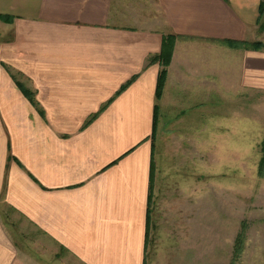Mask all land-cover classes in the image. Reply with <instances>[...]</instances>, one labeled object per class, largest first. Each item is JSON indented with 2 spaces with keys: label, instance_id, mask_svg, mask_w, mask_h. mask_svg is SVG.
<instances>
[{
  "label": "crops",
  "instance_id": "obj_1",
  "mask_svg": "<svg viewBox=\"0 0 264 264\" xmlns=\"http://www.w3.org/2000/svg\"><path fill=\"white\" fill-rule=\"evenodd\" d=\"M262 1L0 0V15L12 18L0 21V264H50L20 250L7 215L48 240L55 261L147 262L160 185L155 172L147 229L160 69L147 58L160 52L163 36L183 37L162 110L216 107L239 89L264 92V48L245 46L258 41Z\"/></svg>",
  "mask_w": 264,
  "mask_h": 264
},
{
  "label": "rangeland",
  "instance_id": "obj_2",
  "mask_svg": "<svg viewBox=\"0 0 264 264\" xmlns=\"http://www.w3.org/2000/svg\"><path fill=\"white\" fill-rule=\"evenodd\" d=\"M255 34L264 43V33ZM160 101L153 151L158 229L146 264H230L243 226L246 239L237 264H264V176L258 174L264 92L239 89L223 94L220 105L198 111L162 110ZM7 216L14 241L30 260L73 264L67 255L55 261L48 240Z\"/></svg>",
  "mask_w": 264,
  "mask_h": 264
},
{
  "label": "trees",
  "instance_id": "obj_3",
  "mask_svg": "<svg viewBox=\"0 0 264 264\" xmlns=\"http://www.w3.org/2000/svg\"><path fill=\"white\" fill-rule=\"evenodd\" d=\"M0 21H3L4 23H11L12 18L9 16H3L0 15ZM257 25L258 29L261 33H264V0L259 4V17L257 20ZM183 38V37H182ZM181 37L175 36V35H165L163 36L162 40V45H161V50L158 54L156 55H151L147 58V63L146 66H149L151 64H158L160 69L157 75V83H156V88H155V93H154V106H153V118H152V131L151 135L149 137L151 141V164H150V178H149V196H148V205H147V229L149 227L150 223V214H151V208H152V189H153V183H154V163L152 159L153 151H154V136L155 132L157 129V121H158V103L161 99L162 93H163V88L165 85V80L167 76V68L171 62L172 58V53H173V48L175 45V42L179 39H182ZM186 39V38H185ZM226 44V42H223ZM235 46H243V43L239 42H233ZM247 48H252L253 50H262L264 48V45L259 42H253L252 44L245 45ZM19 77H21V74L19 73H14L13 74V79L16 81ZM137 76L132 77L129 81H127L121 88L118 90V92L115 94V96H118L122 91H124L127 87H129L135 80ZM17 85L23 92L24 96L30 100V102L33 104V106L37 109L38 112H41L39 109L36 101H35V94L30 91L29 89H26L25 86H23L22 83L17 81ZM110 101H108L98 113L95 115L91 116L86 123L84 124L83 128H86L90 123H92L96 117L105 110V108L110 104ZM262 158L258 164L259 172L258 174L260 176H264V139L262 141ZM244 226L242 227L241 233L237 236L234 246H233V251H232V256H231V262L230 264H237L239 261L242 252H243V245L245 241V235H244ZM147 239V238H146ZM146 250V249H145ZM143 264H146V259H144Z\"/></svg>",
  "mask_w": 264,
  "mask_h": 264
}]
</instances>
